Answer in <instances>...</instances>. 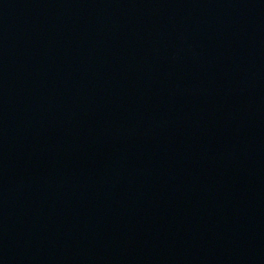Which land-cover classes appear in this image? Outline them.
<instances>
[{"label": "water", "instance_id": "1", "mask_svg": "<svg viewBox=\"0 0 264 264\" xmlns=\"http://www.w3.org/2000/svg\"><path fill=\"white\" fill-rule=\"evenodd\" d=\"M0 264H264V0H0Z\"/></svg>", "mask_w": 264, "mask_h": 264}]
</instances>
